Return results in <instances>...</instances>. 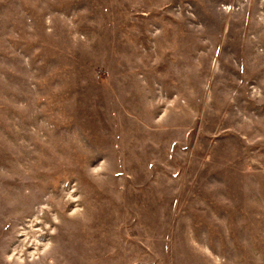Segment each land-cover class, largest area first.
<instances>
[{
  "label": "rangeland",
  "instance_id": "374dc122",
  "mask_svg": "<svg viewBox=\"0 0 264 264\" xmlns=\"http://www.w3.org/2000/svg\"><path fill=\"white\" fill-rule=\"evenodd\" d=\"M0 264H264V0H0Z\"/></svg>",
  "mask_w": 264,
  "mask_h": 264
}]
</instances>
